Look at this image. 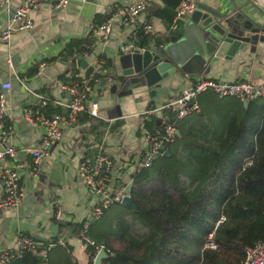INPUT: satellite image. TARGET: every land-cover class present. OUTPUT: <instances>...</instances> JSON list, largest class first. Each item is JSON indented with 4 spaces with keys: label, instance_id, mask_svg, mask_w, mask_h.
<instances>
[{
    "label": "crops",
    "instance_id": "obj_1",
    "mask_svg": "<svg viewBox=\"0 0 264 264\" xmlns=\"http://www.w3.org/2000/svg\"><path fill=\"white\" fill-rule=\"evenodd\" d=\"M136 1L71 0L63 9H56L47 1L32 12V30L15 33L9 42H0V86L5 82L12 85L7 95L8 123L14 128L11 139L0 148L7 145L18 148L15 160L0 161V171L8 166L24 165L17 168L24 194L21 203L17 207L0 208V249L14 244L19 233L34 236L42 243L64 236L68 240L67 249L63 248L65 253L54 254V249L46 264H78L76 254L81 255L82 264H88L90 254L80 247L79 232L85 223L89 222L92 227L103 222L105 214L102 219L94 220L98 197L91 193L79 175L85 157L95 156L102 150L113 161L108 184L112 188L129 186L133 177L132 165L142 157L147 146L142 131L149 123H160L163 117L171 116L165 107L177 100L182 91L194 89L203 79L264 84V0H253L254 3L248 0H199V4L253 30V41L230 60L213 62L200 54L201 33L191 17L183 20L177 31L171 30L175 9L168 8L161 0H151L148 10L135 24L121 26L116 20L111 37L106 41L98 39L90 54L76 58L63 54L71 41L86 39L94 23L107 22L117 7ZM22 2L13 0L12 7L18 8ZM160 12L165 15H159ZM10 17V12L0 7V33ZM148 26L152 27V32L147 30ZM141 30L150 36L149 45L144 49L156 47L157 52L163 51L185 63L182 75L169 77L160 86L152 88L146 86L143 77L124 75L131 61L122 48L131 44L136 47ZM99 57L112 63L110 68H99L101 76H96L93 83L91 100L98 104L100 118L80 123L78 117L75 124L65 128L50 157L35 165L33 156L25 148L37 146L44 129L27 122L24 107L37 103L36 93L62 103L69 102L70 95L61 77L73 68L74 62L76 65L82 62L78 76L84 77L88 68L96 67ZM212 96L207 92L199 97L202 112L209 110L214 115L225 116L229 119L228 124L231 119L243 116L242 112L247 109L238 99L217 98L216 102ZM261 123L264 124V115ZM179 131L181 136L183 131L180 128ZM34 166L37 176L31 174ZM4 195L0 177V200ZM114 207L124 211L119 206ZM80 225L82 228L77 232ZM99 233L103 239L112 238L113 234L112 231Z\"/></svg>",
    "mask_w": 264,
    "mask_h": 264
},
{
    "label": "trees",
    "instance_id": "obj_2",
    "mask_svg": "<svg viewBox=\"0 0 264 264\" xmlns=\"http://www.w3.org/2000/svg\"><path fill=\"white\" fill-rule=\"evenodd\" d=\"M161 1L168 8L176 9L182 0ZM159 15L164 16L165 13L160 12ZM112 16L113 14L107 20ZM102 24L104 23H94L93 27ZM149 38L144 30L139 31L136 47L146 48L149 45ZM97 40L92 30L86 39L71 41L63 54L74 58L78 55H88ZM97 64L100 69H107L112 65L111 61H106L104 57H99ZM81 67L82 62L77 65L74 62L73 68L61 77L65 86L83 87L84 84H88L93 87L96 80L95 67L88 68L85 76L79 77ZM262 100L264 99L252 101L242 112L243 116L230 120L227 131L219 137L218 148L210 149L187 140L186 147L192 150L196 162L201 166V170L196 173L201 181L193 193H188L178 183L179 163L176 161V151L173 146L179 141L180 136L169 147V157H160L151 168L142 170L132 177L133 187L130 195L136 211L121 204L114 206H119L126 213L133 215L149 230L150 235L146 240L132 237L130 232L132 225L124 219L118 232L112 234V238L103 239L99 236L94 239L90 236L97 244L105 243L108 257L103 260V264H200V262L201 264H243L245 250L264 240V127L262 128L261 123L264 103ZM41 111L51 116L61 113L62 109L54 108L49 103L41 108ZM78 117L80 123L94 119L88 113H81ZM170 118L174 123L177 122L175 115L172 114ZM180 122L181 120L177 122L178 129ZM161 128V121L147 125V129L154 133L161 132ZM249 157L253 158V165L242 171L243 161ZM236 192L258 195V202L256 204L235 202ZM227 201L224 209L228 220L221 222L215 232L218 250H206L203 255L190 252L187 245L195 237L199 238L203 246L208 236L214 232L215 222L220 220L221 207ZM230 221H238V224L231 226ZM96 225L90 226L89 235ZM81 228L82 225L78 226L77 232ZM115 242L124 244L125 249L118 251L110 247ZM87 252L90 254L88 264H94L95 249L89 248ZM11 264H46V262L42 251H39L36 254L26 253Z\"/></svg>",
    "mask_w": 264,
    "mask_h": 264
},
{
    "label": "built area",
    "instance_id": "obj_3",
    "mask_svg": "<svg viewBox=\"0 0 264 264\" xmlns=\"http://www.w3.org/2000/svg\"><path fill=\"white\" fill-rule=\"evenodd\" d=\"M13 0H0V7L10 12V21L5 29L0 33V42H9L15 33L29 31L34 28V20L32 12L39 8L43 3L49 1L56 9H63L70 4L71 0H23L18 8L12 7ZM87 2L89 0H81ZM151 5V0H137L135 3L122 4L117 7L113 16L104 24L93 27L94 35L101 40H108L113 32L115 21L121 26H129L137 23L140 15L147 11ZM199 0H182L179 6L175 9L170 29L177 31L183 20L189 18L198 9ZM147 30L152 32V27L148 26ZM136 49L135 45H127L122 48L124 54L132 53ZM76 57V56H75ZM95 72L98 73L100 66L95 63ZM94 75H91L93 77ZM70 95V100L67 103L55 101L48 95L42 93L35 94L36 104L30 103L25 106L24 116L32 126H41L44 132L35 147L25 148V151L31 154L34 158L35 165L42 160L50 157L52 149L61 141L64 130L67 126L77 122L78 115L88 113L94 118L99 117L98 104L92 101L94 88L88 84L83 87L78 85L64 87ZM12 90V85L5 82L0 86V145L14 134L13 125L8 123V108L9 103L7 95ZM213 92L219 99L235 98L242 103L251 102L256 99H264V84L257 85L250 81H240L237 83H229L217 81L213 79L200 80L196 87L192 90H184L180 97L168 104L165 109L171 115H175L177 122L186 119L192 114L201 113V105L199 97L207 92ZM54 108H61V113H56L48 116L41 108L48 104ZM41 108H40V107ZM177 122L171 121L170 116H165L161 119V132L154 133L148 129L142 131V137L146 142V150L142 157L137 159L132 165L133 176L140 173L142 170L151 168L154 163L164 157L169 147L177 140ZM264 124L262 125V128ZM18 153V148L14 145H7L0 148V161L15 160ZM170 154V151H169ZM253 158L249 157L243 161L242 171H246L253 165ZM23 164H18L17 168H23ZM113 166V161L106 156L102 150H99L95 156L85 157L79 168V175L89 188L91 193L98 197V204L94 211V220H100L104 213L116 204L123 203L127 196L126 190L128 186H118L112 188L108 184V173ZM14 166H8L0 171V177L5 188V195L0 200V208L17 207L23 198V188L20 185V176ZM31 174L37 176V167L31 168ZM222 221H219L221 223ZM91 224L85 223L78 235L80 247L87 251L89 248H94L96 255L105 251L103 244H97L93 240L90 233ZM215 233L209 235L210 248L217 249L215 243ZM68 240L66 237H58L42 243L36 237L19 233L14 241V244H9L0 249V264H11L13 261L21 259L26 253L36 254L42 251L43 259L47 263L48 256L51 251L57 247H67ZM108 255V253H107ZM243 264H264V240L257 242L252 247L245 250V260Z\"/></svg>",
    "mask_w": 264,
    "mask_h": 264
},
{
    "label": "water",
    "instance_id": "obj_4",
    "mask_svg": "<svg viewBox=\"0 0 264 264\" xmlns=\"http://www.w3.org/2000/svg\"><path fill=\"white\" fill-rule=\"evenodd\" d=\"M248 2L254 3L253 0H248ZM191 19L198 26L201 33L199 39L200 54L213 62L220 59L230 60L239 50H243L247 44L253 41L251 36L253 30H249L246 25L237 20H230L206 5L199 4ZM128 55L131 66L126 69L124 75L127 77H143L148 88L160 86L163 80L182 75L185 72V63L173 59L164 54L163 51L157 52L156 47L136 48ZM83 64L87 63L84 62ZM96 76L100 77L101 73L96 74ZM249 105L250 102L248 101L243 103L245 108H248ZM177 135L180 136L179 129ZM169 156V151H166L164 157ZM132 187L133 183L126 190L127 196L124 198L122 206L136 211L130 195ZM107 257L105 251L101 252L94 264H103V260Z\"/></svg>",
    "mask_w": 264,
    "mask_h": 264
},
{
    "label": "rangeland",
    "instance_id": "obj_5",
    "mask_svg": "<svg viewBox=\"0 0 264 264\" xmlns=\"http://www.w3.org/2000/svg\"><path fill=\"white\" fill-rule=\"evenodd\" d=\"M208 93L214 95L212 96V100L214 99L216 102H218L217 96H215L213 92L210 91ZM199 101L201 102V98H199ZM222 103H228V102L223 101ZM228 120L229 119L225 116L222 117L220 115H214L209 110L205 111L204 113L202 112L201 109V113L192 114L189 116V118L187 117L185 123H181L180 129H182L183 134L182 137L180 136L179 141H177L173 149L176 151L175 158L176 161H178L179 163V167H177L178 183L185 190H187L188 193H193L201 181L200 177H198L196 174L201 170V166L196 162V158L194 157L192 150H189L186 147L187 140L197 145H203L210 149H216L220 146L219 137L220 136L222 137V135L228 129L229 126V124L227 123ZM234 201L241 204L242 203L256 204L258 202V195L236 192ZM227 203L228 201L223 205V207H221V210L219 212L220 214L219 221L225 222L228 220L227 214L225 213V209H224ZM109 210L105 212V218L103 219V222L98 224L95 227V229H93V231L91 232L90 236L92 238L95 239L96 237L100 236L98 233L99 229H100L99 232L104 231L109 233L110 231H112L113 233H117L124 219H126L125 221H127L129 225H132L130 231L132 237H135L137 239H144V240H146L149 237L150 235L149 230L142 223H140V221L137 220L133 215L126 213V211H119L117 207L112 208L110 211ZM219 221L215 222V229L213 233L216 232V229L220 224ZM114 224L115 227L113 228ZM229 224L231 226H236L238 224V221L237 222L230 221ZM102 244L105 246L104 242ZM111 245L112 246L110 247L118 251L125 249V245L118 242H115ZM63 248L67 249V247L55 248L54 254L65 253ZM187 248L190 252H194L197 255H203L204 251L211 249L209 236L203 246L200 244L199 238L195 237L194 240L187 245ZM217 250L218 249L216 250L211 249V251H217ZM81 259H82L81 255L76 254L75 260L78 262V264H82Z\"/></svg>",
    "mask_w": 264,
    "mask_h": 264
}]
</instances>
